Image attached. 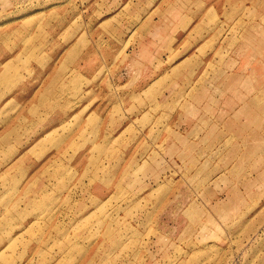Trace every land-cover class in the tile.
Segmentation results:
<instances>
[{
    "label": "rangeland",
    "instance_id": "rangeland-1",
    "mask_svg": "<svg viewBox=\"0 0 264 264\" xmlns=\"http://www.w3.org/2000/svg\"><path fill=\"white\" fill-rule=\"evenodd\" d=\"M85 5L0 0L1 73L8 65L20 80L38 65L49 73L77 32L74 50L80 49L87 23L96 21L85 18ZM259 37L262 43L241 44L239 35L233 52L239 56L246 47L250 58L240 72L242 94L264 96V81L256 82L264 78V34ZM196 54L202 66L186 74L191 81L154 83L132 100L144 113L136 120L140 110L125 111V143L110 132V146H91L82 163L69 164L82 149V130L70 140L81 111L63 117L58 136L55 130L47 134L53 152L44 169L20 181L13 212H0V264H264V97H218L222 52ZM101 68L93 77L99 78L95 92L118 90ZM74 75L64 72L63 82L75 81ZM200 86L205 92H198ZM154 91L158 98L150 97ZM157 111L154 126L142 130L148 113ZM99 122L93 115L86 125Z\"/></svg>",
    "mask_w": 264,
    "mask_h": 264
},
{
    "label": "crops",
    "instance_id": "crops-1",
    "mask_svg": "<svg viewBox=\"0 0 264 264\" xmlns=\"http://www.w3.org/2000/svg\"><path fill=\"white\" fill-rule=\"evenodd\" d=\"M82 1L86 3L85 18L96 21L91 26L87 23L88 37L83 39L87 42L80 49L74 50L81 38V32H77L63 58L49 73L46 74L44 65L34 66L32 76L22 80L16 78L18 69L8 65V70L2 74L3 67H0V197L6 196L0 201V212H13V195L18 193L20 181L44 169L46 157L53 152V143L48 144L46 136L54 130L53 135H59L64 116L70 119L81 111L79 124L72 126L70 140L79 131L84 132L82 149L66 161L69 164L82 163L84 155L88 154L84 151L91 146H110L113 139L110 132H117L116 136L120 134L117 142L125 143V111L130 107L140 110L135 115L136 120L144 113L143 107L138 108L132 100L142 99V91L154 83L191 81L186 74L202 66L198 51L207 54L218 49L223 54L222 59L218 58V80H215L218 97H264L261 91L241 93L239 84L245 78L240 72L249 68L250 58L246 55V47L240 49L243 53L239 56L233 55L239 49V35L244 36L241 44L255 40L263 42L259 36L264 34V0ZM196 30H199L198 39H194ZM63 59L64 65L60 64ZM180 62L183 66L175 74ZM59 65L61 68L57 71ZM63 68L65 70H61ZM100 68L105 76L103 79L116 84L118 90L95 92L93 87L99 78L93 77ZM70 70H74L76 80L69 84L62 78L64 72L67 75ZM79 81L83 82L81 86ZM199 81L206 83L207 78ZM263 81L264 78L258 77L256 82ZM224 87L225 90H221ZM201 91L205 92L203 86L199 87L198 92ZM155 93L150 97L158 98ZM158 114V111L149 112L150 121L142 130L153 127ZM93 115L100 117L95 128L86 125ZM68 143L65 141L60 147Z\"/></svg>",
    "mask_w": 264,
    "mask_h": 264
}]
</instances>
